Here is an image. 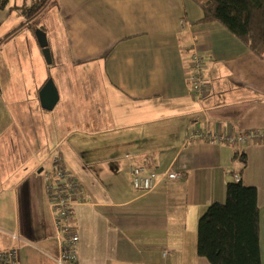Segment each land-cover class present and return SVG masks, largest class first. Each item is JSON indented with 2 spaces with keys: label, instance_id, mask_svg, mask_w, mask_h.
<instances>
[{
  "label": "crops",
  "instance_id": "obj_1",
  "mask_svg": "<svg viewBox=\"0 0 264 264\" xmlns=\"http://www.w3.org/2000/svg\"><path fill=\"white\" fill-rule=\"evenodd\" d=\"M56 2L42 24L52 57L51 63L44 59L47 74L39 77L40 50L29 66L31 113L38 120L44 115L49 137L39 136L32 118V126H23L11 109L12 123L0 116V194L9 192L12 206L11 224L0 220V231L7 235L0 249L16 233L18 244L37 242L49 257L56 251L52 195L46 193L42 173L57 154L78 182L70 224L80 237L79 264H211L196 252L197 221L209 204L225 200L234 174L256 187L264 264V140L238 149L186 142L196 124L230 133L264 131V59L217 21H201L202 9L193 0ZM10 9L7 2L0 8V20L10 17ZM17 28L5 35L7 41ZM192 46L204 62L201 100L193 97L188 80ZM84 63L103 79L88 90L67 77L69 64L77 76L76 68ZM25 72L20 64L3 74L16 81L14 96L27 80ZM48 76L58 93L51 109L43 108L39 98ZM22 127L30 137L22 135ZM108 130L112 187L99 179L108 177L107 171L96 174L92 168L110 164L101 162L110 159L102 157L97 138ZM144 163L157 172L180 171L182 177H163L152 190L137 191L130 168Z\"/></svg>",
  "mask_w": 264,
  "mask_h": 264
},
{
  "label": "trees",
  "instance_id": "obj_2",
  "mask_svg": "<svg viewBox=\"0 0 264 264\" xmlns=\"http://www.w3.org/2000/svg\"><path fill=\"white\" fill-rule=\"evenodd\" d=\"M193 1L202 9L201 21H217L264 59V0ZM6 2L0 0V8ZM52 6H58L56 0H31L23 6L34 37L42 25L33 19ZM259 224L256 187L229 181L225 200L212 202L198 218L196 252L211 264H262Z\"/></svg>",
  "mask_w": 264,
  "mask_h": 264
},
{
  "label": "rangeland",
  "instance_id": "obj_3",
  "mask_svg": "<svg viewBox=\"0 0 264 264\" xmlns=\"http://www.w3.org/2000/svg\"><path fill=\"white\" fill-rule=\"evenodd\" d=\"M29 4H31V0H7V5L11 7L10 17L0 20V72L2 74V88L4 89L3 97H0V106H4L3 109H0V116L3 117V122L5 124L12 123L11 114L8 113V109H11L12 115L14 111L17 115V119L20 116V121L23 126H32V120H34L37 124V132L39 133V136L41 135L42 138L47 139L50 132L48 129L49 124H47L46 120L44 119V115H42L43 118L40 120L35 119L34 113H31L30 109L34 97L32 95L31 71H29V66L35 57V53L40 50L42 54V50L39 48L31 29H29V19L23 12V6ZM50 11V7H47L35 19H33V21L37 20V23L39 25L44 24L45 22H47V15ZM16 25H18L19 28H17L16 31L12 32V39H10V41H7V37L5 35H7ZM48 31L50 32V29H48ZM28 40H30L31 43H29ZM64 55L63 58L65 60V63L67 64ZM42 62L44 65L39 68L40 78H43L47 74L48 70L47 63L45 62L44 58L42 59ZM20 64H24L26 67L25 76L27 80L20 85L19 94H17V96H14V94L12 93H15L17 90L16 81L13 79L9 80L3 74H5L6 69L11 70V72L13 73L14 70L19 68ZM49 69L50 72L53 73V68L51 67V65ZM72 69L73 66L69 64V66L67 67L68 80L72 83L77 79L79 84L82 85L85 90L95 87V83L101 84L103 82L102 77L98 75L97 72L93 71L96 69L90 63L79 65L76 68L78 69L77 76L72 73ZM72 88H76V86H73ZM76 90L78 91V86ZM91 98L93 97L90 96V99ZM96 104L99 108L100 102ZM6 106H8V108ZM25 121H28V123L25 124ZM102 121V124H104L105 126L108 125L107 119H102ZM12 127L13 126L11 124L10 131ZM22 131L23 136L30 137L28 128L22 127ZM97 138L102 142V144L101 142H99V145L102 149V157H108L110 159L105 160L101 158V162L106 163L110 161V164H99L93 166L92 168H94V173L96 174H100L101 169L107 171V173L109 174L108 177L100 175L99 179L101 180L102 185L106 187H112V131L108 130L106 132H103L97 135ZM45 163L47 165V162ZM8 198H11V194L9 192L0 194V220L2 218L5 223L9 222L11 224L12 206L10 201H8ZM3 202H6L5 206ZM6 239L7 235L0 231V247L5 243ZM31 243L28 240L24 239L23 241L19 242L21 249L20 264H55L52 258L47 255L46 249L43 248L42 245L38 244L37 242ZM27 245L33 246L34 248Z\"/></svg>",
  "mask_w": 264,
  "mask_h": 264
},
{
  "label": "built area",
  "instance_id": "obj_4",
  "mask_svg": "<svg viewBox=\"0 0 264 264\" xmlns=\"http://www.w3.org/2000/svg\"><path fill=\"white\" fill-rule=\"evenodd\" d=\"M190 67L188 80L190 90L194 98L201 100L206 91L204 79L203 57L195 46L191 48ZM264 140V131L244 130L237 133L213 131L196 124L187 134L186 142L225 143L235 148L246 143H258ZM132 186L140 192L152 190L160 181V178L176 179L182 177L180 171L166 169L157 172L153 165L144 163L130 168ZM42 178L47 195H52L49 202L53 225L55 228L56 251L50 253L55 264H79L78 232L70 224L72 207L75 202L73 195L78 191L76 177L63 165L57 154L53 155L51 164L43 171ZM234 180H240L238 174H234ZM19 237L11 234L10 244L0 249V264H19L20 246L17 243ZM168 252L165 251L164 254Z\"/></svg>",
  "mask_w": 264,
  "mask_h": 264
},
{
  "label": "water",
  "instance_id": "obj_5",
  "mask_svg": "<svg viewBox=\"0 0 264 264\" xmlns=\"http://www.w3.org/2000/svg\"><path fill=\"white\" fill-rule=\"evenodd\" d=\"M35 37L42 50V54L47 63L52 62L51 51L48 45V39L44 29L35 28ZM39 98L43 108L51 109L58 100V93L52 78H48L39 90ZM41 169L38 170V172Z\"/></svg>",
  "mask_w": 264,
  "mask_h": 264
}]
</instances>
